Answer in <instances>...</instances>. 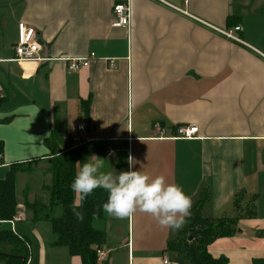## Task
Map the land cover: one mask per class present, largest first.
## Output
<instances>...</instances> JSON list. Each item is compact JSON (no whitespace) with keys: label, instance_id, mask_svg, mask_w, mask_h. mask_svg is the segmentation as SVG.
<instances>
[{"label":"crops","instance_id":"obj_1","mask_svg":"<svg viewBox=\"0 0 264 264\" xmlns=\"http://www.w3.org/2000/svg\"><path fill=\"white\" fill-rule=\"evenodd\" d=\"M124 1L0 0V180L14 164L47 161L56 129L59 148L75 146L73 136L95 140L103 170L127 171L132 155L150 178L179 185L191 209L207 195L205 217L232 216L236 193L253 196L256 217L209 246L228 264H253L264 258V0H129L130 27L114 26ZM21 22L37 30L40 60H16ZM235 25L242 42L218 32ZM92 54L89 66L68 70V59ZM180 125H197L196 137L175 138ZM25 173L16 182L22 218L9 224L29 246L26 264H83L54 245L48 221L30 220L32 184L18 191ZM96 226L106 232L97 264H178L163 250L182 228L172 234L140 212H104Z\"/></svg>","mask_w":264,"mask_h":264},{"label":"trees","instance_id":"obj_2","mask_svg":"<svg viewBox=\"0 0 264 264\" xmlns=\"http://www.w3.org/2000/svg\"><path fill=\"white\" fill-rule=\"evenodd\" d=\"M5 98H0V101ZM89 104V100L84 101V106ZM85 112L87 114V109ZM52 140L56 142L54 146L51 145L52 153L47 160L49 167L46 169L51 177L44 187L48 198L25 200L24 204L30 213V220H45L50 223L53 233L57 236L55 246L67 247L71 255L82 258L83 264H97L99 260L97 251L106 241V232L96 226V223L104 215L100 206L106 202L108 194L102 188H97L86 197L77 208L84 216V219L79 221L72 212L76 194L71 191L69 184L77 171V162L82 163L92 154L104 151L105 146L95 140H85L77 146L61 145L59 148L60 144H65V139L57 129ZM47 142L50 145L48 139ZM1 147L0 144V151ZM30 166L14 164L6 177L0 180V243L9 246V249L2 250L7 254L0 253V259L5 264H22L21 256L26 260L30 256V249L23 235L13 231L9 224L18 213L16 188L18 174L21 171H29L32 168V165ZM206 198L207 195L203 196L198 205L191 209V215L186 218V223L177 238L170 240L163 250L178 264H228L225 256H212L209 246L218 238L237 233L241 219L256 217L253 196L245 197L242 192L236 193L232 200L235 214L216 218H208L201 214L200 206ZM253 264H264V258H255Z\"/></svg>","mask_w":264,"mask_h":264},{"label":"clouds","instance_id":"obj_3","mask_svg":"<svg viewBox=\"0 0 264 264\" xmlns=\"http://www.w3.org/2000/svg\"><path fill=\"white\" fill-rule=\"evenodd\" d=\"M105 161L107 158L91 155L82 163L77 162V171L69 184L77 195L72 205L77 220L84 219L77 208L95 189L102 188L108 195L100 207L110 217L123 219L136 212L146 213L160 228L168 229L172 234L184 226L186 218L191 215L192 200L179 185L166 183L162 175L150 178L141 170L142 164L139 168L134 167L140 161L132 155L126 159L127 171L114 168L105 171Z\"/></svg>","mask_w":264,"mask_h":264},{"label":"built area","instance_id":"obj_4","mask_svg":"<svg viewBox=\"0 0 264 264\" xmlns=\"http://www.w3.org/2000/svg\"><path fill=\"white\" fill-rule=\"evenodd\" d=\"M114 14H115V21L112 25L114 26H123V27H130L131 23V7L130 1L126 0L124 2H118L114 6ZM241 30L240 25H235L234 27L227 28V29H218V32L223 34L229 39L234 41L242 42V40L236 36V33ZM37 30L32 27L28 26L26 23L21 22L18 25V41L15 46V53H16V60L23 61V60H40L39 52H40V44L37 41ZM94 58V55H90L89 57L84 58H70L68 59V70L70 71H78L83 67H87L90 64V60ZM114 63L111 62V67H113ZM78 128L82 131L86 130V126L83 123L78 125ZM154 128L156 130H162V125L160 123H155ZM199 131V127L197 125H180L175 128V138H185V139H192L195 138ZM72 142L75 146L81 144L84 141H81L79 137L73 136L71 138ZM108 153H112L111 150H108ZM22 216L16 215L14 219H20ZM98 257L104 258L105 253L98 249L97 251ZM164 263H169V259H165Z\"/></svg>","mask_w":264,"mask_h":264},{"label":"rangeland","instance_id":"obj_5","mask_svg":"<svg viewBox=\"0 0 264 264\" xmlns=\"http://www.w3.org/2000/svg\"><path fill=\"white\" fill-rule=\"evenodd\" d=\"M74 116V112L72 113ZM74 118V117H73ZM75 119V118H74ZM74 122V120H73ZM49 163L47 161L42 162L41 164L33 165L29 171H27L23 177L25 179L20 180L18 184V191L20 190L21 192V187L24 185V183L27 181L29 184L31 183L32 185V200L33 199H42V200H47L48 198V193L44 190L45 184L49 183L51 175L46 171V169L49 167ZM24 182V183H23ZM34 200V201H35ZM0 264H3L0 261Z\"/></svg>","mask_w":264,"mask_h":264},{"label":"water","instance_id":"obj_6","mask_svg":"<svg viewBox=\"0 0 264 264\" xmlns=\"http://www.w3.org/2000/svg\"><path fill=\"white\" fill-rule=\"evenodd\" d=\"M190 239H192V237H190ZM4 254H7V253H4ZM21 259L23 260L22 264H24L26 262V259L24 256H21Z\"/></svg>","mask_w":264,"mask_h":264}]
</instances>
